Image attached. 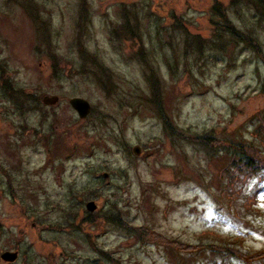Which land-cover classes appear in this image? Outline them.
Masks as SVG:
<instances>
[{
  "label": "rangeland",
  "instance_id": "1",
  "mask_svg": "<svg viewBox=\"0 0 264 264\" xmlns=\"http://www.w3.org/2000/svg\"><path fill=\"white\" fill-rule=\"evenodd\" d=\"M216 1L238 25L250 22L256 47L230 41L220 49L214 0H36L43 13L35 19L0 0V76L49 97H30L33 108L20 110L0 78V264L178 263L171 246L104 220L117 210L162 240L264 250V181L242 170L229 185L234 150L193 140L242 142L264 165V21L244 2ZM184 29L217 43L185 55ZM84 52L110 68L114 93L81 70ZM151 73L165 79L173 131L147 101ZM72 97L89 101L82 117ZM7 251L17 254L12 261ZM202 255L194 253L196 264ZM231 255L224 264L238 262Z\"/></svg>",
  "mask_w": 264,
  "mask_h": 264
},
{
  "label": "trees",
  "instance_id": "2",
  "mask_svg": "<svg viewBox=\"0 0 264 264\" xmlns=\"http://www.w3.org/2000/svg\"><path fill=\"white\" fill-rule=\"evenodd\" d=\"M6 5H10L11 1H16L17 3H20L22 7L30 9L29 16L35 19L34 17H39V14L37 11H40L41 14L43 13V10H41V5H37L35 2L36 0H3ZM30 1V7L26 6V2ZM231 2L236 5L238 3L244 2L246 6H249L253 10V17L255 15L256 19L263 20L264 21V0H231ZM15 3V4H17ZM2 4V2H0ZM32 5V6H31ZM221 2H217L214 0V4L212 5V9L214 10V17L210 18V23L214 27V35H217L220 40L222 38L226 39L224 42L220 43V49L224 48V44L226 42H232L234 44H244V42L248 45V47H256L257 44L254 43V40L256 39L255 35H250L249 33H252L249 31L250 22L246 20H241L243 25H238L233 17L229 16L228 10L223 6ZM211 11V9H210ZM180 26V24H179ZM254 34V33H252ZM182 47L183 52L185 55H187L189 52L194 51L195 53L201 52L204 49L205 43L207 46L213 45L212 43H217L213 39H203L202 36H198L195 34H192L184 29L182 35ZM41 43L36 46V49L38 53H41V51L44 49V45H40ZM140 49V48H139ZM55 56V54H54ZM82 59V65L81 70L87 74L94 75L95 83L98 84V86H101V88L104 90L105 94H111L114 93L116 90V86L114 84V74L112 75V72L110 68L106 65L105 62H101L99 60V57L97 55H92L91 53H82L81 54ZM141 49L138 52V57H142ZM54 70L52 74H55L58 70V64L54 61ZM81 70L79 72H81ZM149 75L147 77V81L150 83L151 88V98H147V101L149 102L150 106H155V113L159 115L161 118L162 125H164L165 128L169 127L170 130L173 131V127L169 125L167 122V119L169 118L167 114H165V108L163 107V87L165 86V79H162L161 76L153 77ZM113 77V79H112ZM1 81L3 88L5 89L7 96L12 99L13 105L15 108H18L20 110H27L28 108H33V106L30 105V97L34 98L36 102L42 101V96L40 98V95H33L29 92H25L23 88H17L13 86L12 82H10L8 79L1 77ZM166 90V87H165ZM43 102V101H42ZM35 107V106H34ZM264 110V109H263ZM264 112V111H263ZM259 115V113H258ZM262 120L264 121V113ZM260 128V127H259ZM180 135V132H177ZM51 138L44 137V142L49 145V140ZM193 140H195L197 143L204 145V144H213V145H221L224 146L226 144L227 147L232 148L234 151L232 154H226L229 155L230 160L232 161L231 164H225L227 166V170L225 172H230L232 174L229 185L235 182L238 179V173L239 171L244 170L246 176L250 175H257L260 180L264 181V165H261L260 160L257 161L255 159V155L260 152L256 147H249L250 153H253L252 155L248 152L249 148L247 145L242 144V142H239L237 145L232 144L228 140H221L218 137H213L212 135H206L204 137L194 136ZM225 146V147H226ZM213 148V147H211ZM251 195H253L251 193ZM250 196H247L246 204L249 205L248 200ZM256 201V200H254ZM251 205V204H250ZM90 218V217H89ZM106 221H111L115 224H123L125 228H130L131 232L129 237H135L137 240H143L145 237H152L156 240H160L161 245H168L172 247V253L175 257H177V264H184L183 259L185 261H188V264H196V260L193 258L194 253L196 255L203 256L207 255V260H202L201 264H224L225 258H231L234 256L238 262L236 261L235 264H260L264 261V250L254 253H245V252H238L237 250L230 249L228 246H219L217 244H209L207 245L205 251L201 248L204 245H191L187 243L186 245L180 244L178 242H171L169 240H162V237L156 234V232H150L148 227L142 226H130L127 224V222H123L121 220V217L118 216V210L114 213L109 214V216H106L104 218ZM129 225V226H128ZM208 252V253H206ZM103 254V257L106 260H109L110 262H116L112 256H108V253H105L101 251ZM180 253H184V255H180ZM210 253V254H209ZM192 260H191V256ZM204 257V256H203ZM263 258L262 260H259ZM258 260V262H256Z\"/></svg>",
  "mask_w": 264,
  "mask_h": 264
},
{
  "label": "water",
  "instance_id": "3",
  "mask_svg": "<svg viewBox=\"0 0 264 264\" xmlns=\"http://www.w3.org/2000/svg\"><path fill=\"white\" fill-rule=\"evenodd\" d=\"M42 98H43V102H47L49 100V97L47 98L44 96ZM69 102H70V105L78 111V113L81 117L84 114H86L91 108L89 102L83 97L71 98ZM134 151H135V153H138L137 148H134ZM87 206L88 207L92 206L91 208H93V205L91 202L87 203ZM16 255L17 254L15 252H12V251L11 252L7 251V252L2 253V257L8 258L7 260H11V261H12V259H14L16 257Z\"/></svg>",
  "mask_w": 264,
  "mask_h": 264
},
{
  "label": "flooded vegetation",
  "instance_id": "4",
  "mask_svg": "<svg viewBox=\"0 0 264 264\" xmlns=\"http://www.w3.org/2000/svg\"><path fill=\"white\" fill-rule=\"evenodd\" d=\"M71 106V105H70ZM72 107V106H71ZM73 108V107H72ZM74 110H75V112L79 115V113H78V111L74 108ZM8 182H9V180H8Z\"/></svg>",
  "mask_w": 264,
  "mask_h": 264
},
{
  "label": "bare ground",
  "instance_id": "5",
  "mask_svg": "<svg viewBox=\"0 0 264 264\" xmlns=\"http://www.w3.org/2000/svg\"><path fill=\"white\" fill-rule=\"evenodd\" d=\"M72 98H74V97H72ZM69 104H70V102H69Z\"/></svg>",
  "mask_w": 264,
  "mask_h": 264
}]
</instances>
